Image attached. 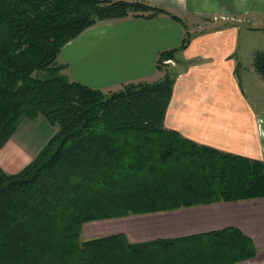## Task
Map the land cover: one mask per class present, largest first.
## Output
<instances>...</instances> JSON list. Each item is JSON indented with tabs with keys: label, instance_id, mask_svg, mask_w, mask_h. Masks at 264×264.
I'll return each instance as SVG.
<instances>
[{
	"label": "trees",
	"instance_id": "obj_1",
	"mask_svg": "<svg viewBox=\"0 0 264 264\" xmlns=\"http://www.w3.org/2000/svg\"><path fill=\"white\" fill-rule=\"evenodd\" d=\"M160 13L182 24L126 0H0V148L25 119L57 127L19 173L0 168V264H240L257 255L234 226L146 243L124 234L81 241L92 221L264 198L262 160L165 127L174 76L105 94L63 73L61 50L87 29ZM175 51L159 53L157 67ZM253 66L264 78V50Z\"/></svg>",
	"mask_w": 264,
	"mask_h": 264
},
{
	"label": "rangeland",
	"instance_id": "obj_2",
	"mask_svg": "<svg viewBox=\"0 0 264 264\" xmlns=\"http://www.w3.org/2000/svg\"><path fill=\"white\" fill-rule=\"evenodd\" d=\"M132 2H140L148 6L160 8L166 13L169 12V15L173 14L171 11L173 10L172 6L177 5L180 9L178 19L182 24L178 25L179 27L175 26L180 30L178 42L175 41L176 32H173L174 29L171 27L169 28L167 25L165 28V33L169 35L166 39L170 41L171 35H174L172 39V41L174 40L173 45L178 43L177 45L179 46L176 48L169 47L168 50L162 51L161 53L176 50L172 59L162 61L160 68L157 67V70L162 74V78H164L166 73L175 78L174 88L176 100L170 106L171 109L167 119L168 128L170 127V130L175 128L176 124L173 122L176 120L177 116L180 118L185 116L180 108L186 104H197V106H199L202 102L206 104L204 112H207L212 105H218L222 101L219 105L220 110L218 109L216 114L225 118L224 107L228 112H231V115L236 116L238 114V109H242L241 106L237 104L243 103L246 105L247 109L249 108L254 113L258 112L259 117L255 119L253 135L251 129V136L247 137L248 129L246 125H244V129H240L241 137L236 136L234 131L229 127L230 131L226 134L222 133L212 136L210 138L212 141L211 144L199 145L241 157L253 158L252 156L254 155L259 157L264 163V78L255 71L253 66L255 53L264 50V32L256 31L263 28L257 27L254 28V30L250 29V32H245L243 31V27L249 24L241 23L237 21L236 18L227 16L202 17L185 14V12H188V8H190L192 2H196L201 6L205 3V0H132ZM177 6L175 8H178ZM159 15V17L167 16L164 13H160ZM147 16L149 15L141 14L140 18H144L145 20L148 18ZM168 18L170 17L168 16ZM214 20H218V22H214ZM222 20H224V22H222ZM206 22H210V24H206ZM212 22L215 24L211 26ZM169 24L176 23L174 21V23L169 22ZM226 26H231L232 28L226 30ZM218 29H223L225 32H219ZM86 34H91L93 41H102L103 39L117 35L113 24L106 22L94 27ZM184 38L188 39V41L184 43L185 48H181ZM205 59L210 62L208 66ZM156 66H158L157 63ZM208 69H210V71ZM185 81L189 83L188 86L184 84ZM195 82L197 83V87H195ZM180 87L181 89H178ZM172 107L176 108V112L172 111ZM192 117L193 113L187 114L186 134H184V136H189L191 134L188 133L192 132V134H196V132H199V128L203 126L191 121L190 119ZM237 122H239V126H243L242 118ZM56 131V125L54 126L50 121L41 116L32 120L25 119L0 148L1 170L8 175L19 173L47 145ZM222 132H225V130H222ZM258 137L262 143L259 142ZM262 205H264V198L225 206L241 207V213L239 214L242 215L239 217L242 218L241 224L244 222L243 225L247 226L250 230L254 229V231H252L254 236H256L257 239L260 238L257 244L253 235L249 234L243 226L239 227L238 225L237 228L249 236L257 248V255L253 259L240 264H264V228H261L258 232L256 230L257 225L248 220V217H245L249 212L247 210L250 209L251 212H254L260 209ZM225 207H195L168 213H155L92 221L83 225L80 238L81 241L85 242L123 234L124 226L119 225H146L151 223L150 219L152 218L159 219V217H161L162 219H170L173 217H189L194 213L205 214L208 209H221ZM215 211H213V214H215ZM107 223L116 224V228L108 233L103 231L104 229L102 227ZM236 223L238 224V222ZM99 226H101L99 229L101 233H96V229L99 228ZM87 229H92L93 234H89ZM84 230H86V235ZM126 234L129 235L127 232ZM160 238L163 237L152 235L150 238H145V241L142 240L143 242H135V239L133 240L132 238L130 242L146 243Z\"/></svg>",
	"mask_w": 264,
	"mask_h": 264
},
{
	"label": "crops",
	"instance_id": "obj_3",
	"mask_svg": "<svg viewBox=\"0 0 264 264\" xmlns=\"http://www.w3.org/2000/svg\"><path fill=\"white\" fill-rule=\"evenodd\" d=\"M127 1L132 2V0ZM176 6H172L173 10L171 11L173 12L172 15H177L176 17L178 18L180 9L178 6V8H175ZM185 14L202 17L227 16L236 18L241 23L249 24L243 27V31L250 32L254 28L262 27L263 29L256 31L264 32V0H205V3L201 6L196 2H192L190 8H188V12H185ZM159 16L157 15L155 18L145 20L139 17H129L123 20L107 21L106 23L113 24L117 35L103 39L102 41H93L91 34L86 33L105 22H100L94 27L87 29L77 39L65 45L61 50L59 62L64 66L63 73L71 81L80 83L91 89L102 91L105 94L119 91L122 89V86L129 83H153L160 81L162 74L157 70L156 66L158 54L168 50L169 47L176 48L179 46L177 45L178 43L173 45L174 40L172 41V39L174 35H171L170 41L166 39L169 35L165 33V28L169 26V28L171 27L175 30H173L174 33L176 32L175 41L178 42L180 30L175 26L180 24L178 22H175L177 25L169 24V22L174 23V21L168 18V15L163 17ZM214 22H218V20H214ZM214 22L211 23V26L215 24ZM207 23L210 24V22ZM231 28V26H226V30H230ZM218 30L219 32H225L223 29ZM205 61L208 66L210 62L207 59ZM208 70L210 71V69ZM184 84L189 85L187 81ZM195 87H197L196 82ZM178 89H181V87ZM175 95V88H173L164 122L166 128H168L167 119L171 109L170 106L176 100ZM221 103L222 101L218 105H212L207 112H204L206 104L202 102L199 106L197 104L181 106L180 109H182L185 116L181 118L177 116L173 122L176 124L175 128H172V130L177 131L181 136L193 140L198 144L205 145L211 144L212 141L210 138L212 136L229 132V127L234 131L236 136L241 137L240 129H244V125H246L248 129L247 137L251 136V129L253 135L255 119L259 117L258 112L254 113L249 108L247 109L246 105L239 103L237 105L241 106L242 109H238L236 116L231 115V112H228L224 107L225 118H223L216 114ZM172 111L176 112V108L172 107ZM188 113H193V117L190 119L191 121L203 125L199 128V132H196L197 135L192 134V132L188 133L191 135L184 136L186 134L185 128ZM241 118L243 123L242 127L237 122ZM222 130H225V132H222ZM259 142L261 141L259 140ZM252 157V159H260L254 155ZM248 201L250 200L213 204L205 207H225ZM213 211H215V214H213ZM247 211L249 212L245 217H248V220L257 225L256 230L259 232L261 228H264V205L254 212H251L250 209ZM240 213L241 207H225L221 209H208L205 214L194 213L189 217H173L170 219L164 217V219L161 217L159 219L152 218L150 219L151 223L146 225L124 224L119 226H124V232L122 233L129 241L135 239V242H143L142 240L145 241V238H150L152 235L163 237L160 239L179 238L225 227H238L239 225V227L243 226L249 234H252L258 244L260 238L257 239L254 236L252 232L254 229L250 230L247 226L243 225L244 222L241 224L242 218L239 217L242 215H239ZM115 225L113 223L104 224L102 227L104 229L103 231L108 233L116 228ZM100 227L96 229V233H101L99 232L101 231L99 230ZM87 232L93 234L92 229H87ZM84 233L86 235V230H84Z\"/></svg>",
	"mask_w": 264,
	"mask_h": 264
}]
</instances>
